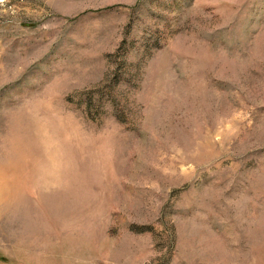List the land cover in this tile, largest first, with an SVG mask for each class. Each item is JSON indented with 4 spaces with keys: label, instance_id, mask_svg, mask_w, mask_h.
<instances>
[{
    "label": "rangeland",
    "instance_id": "obj_1",
    "mask_svg": "<svg viewBox=\"0 0 264 264\" xmlns=\"http://www.w3.org/2000/svg\"><path fill=\"white\" fill-rule=\"evenodd\" d=\"M0 264H264V0H0Z\"/></svg>",
    "mask_w": 264,
    "mask_h": 264
}]
</instances>
